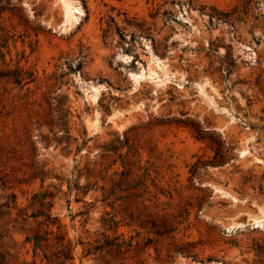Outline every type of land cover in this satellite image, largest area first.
Segmentation results:
<instances>
[{
	"label": "rangeland",
	"instance_id": "374dc122",
	"mask_svg": "<svg viewBox=\"0 0 264 264\" xmlns=\"http://www.w3.org/2000/svg\"><path fill=\"white\" fill-rule=\"evenodd\" d=\"M0 29V70L35 78H0L11 264H48L45 214L68 264H264V0H0ZM104 235L137 249L86 256Z\"/></svg>",
	"mask_w": 264,
	"mask_h": 264
},
{
	"label": "trees",
	"instance_id": "16d2710c",
	"mask_svg": "<svg viewBox=\"0 0 264 264\" xmlns=\"http://www.w3.org/2000/svg\"><path fill=\"white\" fill-rule=\"evenodd\" d=\"M1 30V29H0ZM2 47L0 45V59H4V54L2 53ZM0 78H10L12 82L16 85H28L29 83L35 80L32 73L25 72L23 69H17L15 71H2L0 70ZM63 124L60 125L61 128L65 130V133L69 134V120L68 117L62 119ZM70 137V135H67ZM82 170H77V174H74L73 177L68 180L69 182V192L73 189L77 190L79 194L85 195L90 189L91 186L88 183L85 186H81L77 181L81 177ZM45 173L43 170H40L36 173V177H44ZM15 199V195L12 196ZM5 207V205L1 206ZM44 222L47 225L48 230L42 234L36 233L31 237V241L34 243V247L36 250H41L44 253L48 250H51V254L47 255L45 253V259L48 264H68L69 262L74 260V252L76 247L72 245L71 241L67 239L66 235L62 233H55L51 228L55 224L51 222V218L49 214L44 215ZM151 224L150 234H154L157 238V244H160L163 239L168 236H171L175 230L170 229L169 227H157L156 221L152 220L149 223H146V226ZM117 229L118 227H113ZM148 228V227H142ZM172 228V227H171ZM60 229V227H59ZM112 229V228H111ZM138 246V244L136 245ZM137 249L134 247L133 242H129L125 244V242H121L119 237L110 238L107 235L103 236V241L98 242L96 246L92 244L88 245V248L84 250L86 256H90L92 254H100L103 257L105 256H113L114 260H121L122 255L129 252L130 250ZM158 252L160 251L158 248L156 249ZM171 251L168 250L167 254V262L172 264V261L177 255H185L187 257H195L194 251L188 249L186 246H176L174 249L175 256H171ZM0 264H11V257L7 251H2L0 249ZM108 264H119V263H108ZM122 264V263H120Z\"/></svg>",
	"mask_w": 264,
	"mask_h": 264
},
{
	"label": "bare ground",
	"instance_id": "6f19581e",
	"mask_svg": "<svg viewBox=\"0 0 264 264\" xmlns=\"http://www.w3.org/2000/svg\"><path fill=\"white\" fill-rule=\"evenodd\" d=\"M70 12H71V7H70V5H67L66 6V14H67V16H69V14H70ZM98 91V90H97ZM96 98H97V96H96ZM248 154V150H243L242 152H241V156L242 157H244V156H246ZM261 222H262V220H260V219H257V220H255L254 222H253V225H256V226H261Z\"/></svg>",
	"mask_w": 264,
	"mask_h": 264
},
{
	"label": "water",
	"instance_id": "95a60500",
	"mask_svg": "<svg viewBox=\"0 0 264 264\" xmlns=\"http://www.w3.org/2000/svg\"><path fill=\"white\" fill-rule=\"evenodd\" d=\"M257 228V227H256Z\"/></svg>",
	"mask_w": 264,
	"mask_h": 264
}]
</instances>
